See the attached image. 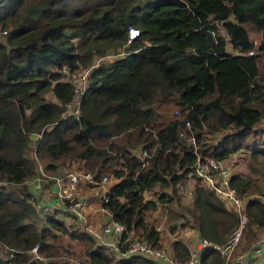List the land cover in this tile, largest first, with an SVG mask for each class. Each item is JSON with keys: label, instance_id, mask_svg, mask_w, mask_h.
Segmentation results:
<instances>
[{"label": "trees", "instance_id": "1", "mask_svg": "<svg viewBox=\"0 0 264 264\" xmlns=\"http://www.w3.org/2000/svg\"><path fill=\"white\" fill-rule=\"evenodd\" d=\"M130 27L138 30L132 38ZM0 29L7 30L0 39V264H69L57 231L84 245L75 264L148 261L115 262L95 235L66 225L67 212L41 220L27 183L37 173L28 154L33 134L45 171L76 160L78 170L113 178L102 206L124 225L122 240L137 233L163 245L147 218L159 205L172 208L178 193L190 200L172 215V231L191 226L216 243L228 238L237 211L189 173L198 155L264 157V0H0ZM107 54L117 55L93 66L78 115H66L74 86L62 79L63 67L72 72ZM256 179L240 171L230 177L253 236L264 231ZM169 245L177 261L188 259L181 238ZM200 256L202 264L224 263L213 248Z\"/></svg>", "mask_w": 264, "mask_h": 264}, {"label": "built area", "instance_id": "2", "mask_svg": "<svg viewBox=\"0 0 264 264\" xmlns=\"http://www.w3.org/2000/svg\"><path fill=\"white\" fill-rule=\"evenodd\" d=\"M6 32V29H0V38H3ZM137 33V29L130 27L128 36L129 38H132ZM249 53H253V51ZM61 71L67 73L69 72V68L63 67ZM83 91L84 88L79 89L74 87L73 98L66 104V106H73V110L75 111L65 113L66 115H78ZM36 164L39 167L40 174L34 176L32 180L35 181L36 186L39 187L41 185L40 178L42 179L43 176H45V172H43L41 163L37 158ZM189 175L201 178L207 186L214 189L216 194L225 201L227 205L237 211L239 221L229 237L223 243H216L199 236L197 249L190 250L188 248L190 251L188 259L185 262H179L174 258L170 245H167L164 242L163 245L157 246L153 241L144 236H133L132 234L122 240L121 235L124 230V225L113 220L110 213L102 206V209L106 210L107 219L97 230L93 231V234L97 238V241L106 247L114 260L121 257L130 258L132 256H140L148 259L151 264H202L200 251L207 248H213L217 250L223 258V264H246L248 262L250 254L255 250L256 245L252 249L243 251L238 250L245 224L247 223V216L243 211L244 198L234 187L231 186V173L229 168L225 165L224 160L211 156L198 155ZM53 179L58 186L57 198L59 205L62 206V208L65 206V212L76 215L77 220L78 216L82 217L84 223H86V219L82 208L87 202L85 199L76 198L80 184H93L96 188L101 190V202L108 200L106 176L97 179L90 171L67 168L62 175L54 176ZM178 186L180 190L190 194L191 190L187 185L179 182ZM40 201L41 202L38 201L35 203V205H37L36 207L40 209V215L49 214L53 210H56L51 199ZM261 240H264V236ZM121 243L125 244L123 250L120 248ZM31 251L36 253L37 245L32 247Z\"/></svg>", "mask_w": 264, "mask_h": 264}, {"label": "rangeland", "instance_id": "3", "mask_svg": "<svg viewBox=\"0 0 264 264\" xmlns=\"http://www.w3.org/2000/svg\"><path fill=\"white\" fill-rule=\"evenodd\" d=\"M250 36L256 42H258V40L260 38V34L253 32V31L252 32L250 31ZM227 49L230 52H235V50L231 47L230 44L227 45ZM118 54H120V53H118ZM116 55L117 54H107V55L102 56V57H95V59L91 62V64H89L86 67H79L78 69H76L72 72L69 71L67 73H62V79L71 82L74 87L82 89L88 83L87 77H88L91 69L93 68V66L99 65L101 62L110 61L113 58H115ZM49 97L53 100H56V98L51 94H49ZM73 109H74L73 106H71V107L66 106L65 113H68L70 111H75ZM261 123H262V127H263L264 126V116L262 117ZM225 132H227V130H224L220 133L218 132L217 134L212 136L211 139L212 140H218V139H220V137ZM35 138H36V135L33 134L32 135V141H30V144H29L28 154L32 158H34L35 167L37 169L36 175H38V174H40V172H39V167L36 164V158L37 157H35V154H34ZM207 138H210V136L207 135ZM224 163L229 168L231 174L235 171H240V172H243L245 174H250L254 178L257 177L256 184H259V187H257L258 189L256 188V191H258L259 189L264 190V157L260 156L258 158V160H253L250 156V153L248 151H244L241 154H240V152H238L236 154L230 155L228 158H226L224 160ZM41 166H42L43 172H46L48 174V176H43V177L49 180L50 178H53L54 176L62 175L64 173V170L67 168L77 169V167H79V162H77L76 160L67 161L63 166H61V169L59 170V172L56 171V172H58L56 174H54V172L45 171V169L43 168V163H41ZM106 177H107L106 187H108L109 180L112 177H110V175H107ZM33 178H31V179H33ZM40 180H41V185L44 184V179L40 178ZM112 180H113V178H112ZM188 182H189V180H187V183ZM29 185H30L29 189L32 191V193L36 194L35 195V198H36L35 202H38V201L41 202L40 200H45V199L47 200V197H46L47 191L45 192L44 195L39 194L40 191L36 192L35 190H37V189L34 190V189H32V185L31 184H29ZM80 185L81 186H87L88 184H80ZM94 191L96 193H98L97 197L101 200V190L96 188L95 186H91V185L84 188V191L79 192L78 195L80 193H81L80 195H83V193H85V195L88 197V199L90 201H92L93 196L95 197ZM155 191H156V189H154L153 191H147V192H145V196L148 198H151V197H153L152 192H155ZM178 194L180 195L179 196V202L178 203L175 202V203L170 204V206L172 208L166 207L164 205L163 206L159 205V206H157V208L155 210H152L150 212L148 211L149 212V215L147 218L148 222L152 223L156 228L158 227L160 229L161 237H162L164 242L167 241V242H165L167 245H169L171 238L179 236V235L174 236L173 235L174 231H172L169 227L170 226L169 224L177 223L176 221H178L177 220L178 218H172V215H174L175 210L178 213H181L182 206L184 205V202H187V200H190V199H186L187 196H184V194H182V193H178ZM37 197H39V198L37 199ZM57 204H59V203L57 202ZM96 204L101 205L100 202H96ZM63 207L65 208V206H63ZM86 207H87V204L82 209L84 210L86 215H89V213L92 212L91 211L92 209L90 210V207H92V206L88 205L87 209H86ZM37 210L40 214V209L38 207H37ZM170 211H172L171 214L169 213ZM99 213L100 212L96 213V216L99 215ZM50 215H52L54 217L57 216L55 214L54 210L49 214H45V215H41V216L39 215V216L41 217V220L44 221V219H46L47 216H50ZM182 218H183V216H181L179 219L184 220ZM64 219H65L64 222L66 223V225H71L72 227H75V228H83L93 235V233L91 231L92 226L90 225V223H96L97 222V224H99V226L97 227V229H98L104 223V221L107 219V214H105V215L100 214L99 218L97 220L95 219V217H94V219H89V217H88L86 223L83 222L82 217L78 216V220H77L76 215H70L69 213L67 214V217H65ZM99 222H101V223H99ZM88 225H89V228H88ZM57 232H58L57 234H59L61 237V241L59 244H62L64 247L68 248L70 251V253L65 256L66 260L69 262V264H75L77 262V260H80V259H78L77 256L83 252L84 245L82 246V244L76 240H71L68 237V235H66V234H60L59 231H57ZM165 232H167L166 236H165ZM176 234H178V233H176ZM132 235L137 236V233H132ZM258 235L259 234H256V236H253V234L248 231L247 223H246L241 241H240L239 246H238V250L243 251V250H247V249H252L259 242V240L262 239L261 236L262 235L264 236V231L259 236ZM1 250H2V247L0 246V252H1ZM73 253H76L77 256L73 255ZM33 255H36V254L33 253ZM114 261L116 262V260H114ZM134 264H151V262L148 260L147 262L142 261V262H137Z\"/></svg>", "mask_w": 264, "mask_h": 264}, {"label": "crops", "instance_id": "4", "mask_svg": "<svg viewBox=\"0 0 264 264\" xmlns=\"http://www.w3.org/2000/svg\"><path fill=\"white\" fill-rule=\"evenodd\" d=\"M110 181H111V179L109 180V182ZM27 182H28V185L29 184L32 185V189H34V190L37 189V190H35L36 192L40 191L39 194H43L44 195L45 192L47 191V196L46 197H47V199H51L52 203H54V205H55V209L59 210L60 212H65V208H62V206L57 204V202H58V198H57L58 186H57V184L54 181H52L51 183L46 182L47 186L45 184H42L39 187L36 186L35 181H33L32 179L31 180L29 179ZM87 186H89V184ZM77 191L78 192L84 191V187L80 185L79 189ZM94 195H95V197L93 196V200L92 201H90L88 199V197L85 195V193H83V195H80V197H79V198H82V199L86 200L87 207H88V205L92 206V207H90V210L92 209L91 210L92 212H90L89 215H86V213L84 212L86 220H87L88 217H89V219H94V217H95V219L97 220L99 218L100 214H103V215L106 214V212H105L106 210L102 209V202L97 197V193L95 191H94ZM96 202H100L101 205L100 204L97 205ZM87 207H86V209H87ZM98 212H100V213H99V215L96 216V213H98ZM99 223H101V222H99ZM173 224L174 223H172L171 225H173ZM90 225L92 226V229H91L92 233L99 226V224H97V222L96 223H90ZM157 229L160 230L158 227H157ZM173 233H174L173 234L174 236H176V235H179V236L178 237H173V238H171V240L174 239V238L175 239L176 238H181L182 241L187 245V247L190 250H196L197 249V241H198V238H199L200 235L196 231L195 228H193L191 226L177 227V229ZM176 233H178V234H176ZM166 235H167V232H165V236ZM262 236H261V238H262ZM165 242H167V241H165ZM202 251H200V254H201ZM246 264H264V240H261V239L259 240V242L255 246V250L250 254L249 260H248V262Z\"/></svg>", "mask_w": 264, "mask_h": 264}, {"label": "clouds", "instance_id": "5", "mask_svg": "<svg viewBox=\"0 0 264 264\" xmlns=\"http://www.w3.org/2000/svg\"><path fill=\"white\" fill-rule=\"evenodd\" d=\"M135 35H136V34H135ZM135 35H134V36H135Z\"/></svg>", "mask_w": 264, "mask_h": 264}]
</instances>
